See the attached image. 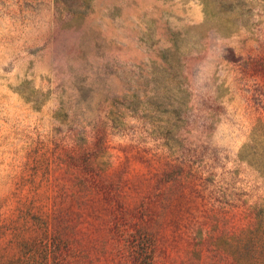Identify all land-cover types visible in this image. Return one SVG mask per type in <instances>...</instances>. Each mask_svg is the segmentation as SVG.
<instances>
[{
  "label": "rangeland",
  "instance_id": "374dc122",
  "mask_svg": "<svg viewBox=\"0 0 264 264\" xmlns=\"http://www.w3.org/2000/svg\"><path fill=\"white\" fill-rule=\"evenodd\" d=\"M261 141L264 0H0V264H264Z\"/></svg>",
  "mask_w": 264,
  "mask_h": 264
},
{
  "label": "trees",
  "instance_id": "16d2710c",
  "mask_svg": "<svg viewBox=\"0 0 264 264\" xmlns=\"http://www.w3.org/2000/svg\"><path fill=\"white\" fill-rule=\"evenodd\" d=\"M255 138V137H253ZM255 140V139H254ZM258 140V139H257ZM262 142V141H261ZM264 144V142H262ZM258 146V144L256 145V147ZM247 147V145H246ZM245 147V148H246ZM249 147L248 146V150H249ZM256 147H251L250 149H255ZM88 147H81V154L82 156H85L86 155V150H87ZM259 149H261L260 151L256 150V152L252 153L253 155H250V157L252 158L251 160H255L256 159V163H254V165L257 167L258 171H260V173L264 176V146H260L258 147ZM88 158H90V160H94L96 158V155H93L92 153L88 154L87 156ZM255 158V159H254ZM249 161V159H246ZM66 222V223H65ZM64 223L66 225H69L67 219H64ZM55 224L57 226H59V221L58 219L56 218L55 219ZM65 229L67 231L68 228H66L65 226ZM58 237L60 238V240L58 241L57 245L55 246V249H54V253L55 255H61L62 253V247L63 246L64 248H66L65 250L68 252V251H73V254H75V250H72V249H69L71 245H69V241L70 239L67 237V239H64L63 236H62V232H58ZM74 255H69L68 254V261H65L64 264H72V260H70ZM235 264H258V262L255 260V259H252V260H243V259H237L235 260ZM77 263V261H75V264ZM147 264H156L155 262H151V260H149L147 262Z\"/></svg>",
  "mask_w": 264,
  "mask_h": 264
}]
</instances>
